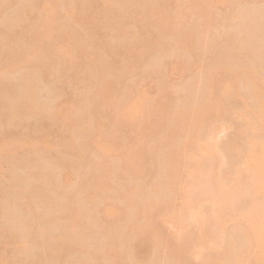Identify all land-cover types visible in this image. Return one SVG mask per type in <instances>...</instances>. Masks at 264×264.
Listing matches in <instances>:
<instances>
[{"label": "rangeland", "instance_id": "obj_1", "mask_svg": "<svg viewBox=\"0 0 264 264\" xmlns=\"http://www.w3.org/2000/svg\"><path fill=\"white\" fill-rule=\"evenodd\" d=\"M49 1L52 4L47 0H0V119L8 113V118L0 121V264H178L180 245L187 247L181 250L188 264H223L219 260L225 259L231 264H264L255 246H245L248 238L244 240L243 233L248 225H253L251 234L260 230L264 185H254L257 192L253 202L237 192L226 196L221 223L215 219L212 201L200 190L203 182L222 202L216 193L231 186L238 171L241 178L245 177L247 156L264 151V0H90L89 4L88 0H73L74 4L72 0ZM46 2L52 7L48 4L50 7L44 6L42 12ZM69 12L84 21H76ZM84 16H91L88 21L93 20L94 25ZM44 20L51 23L48 35L43 31V23H47ZM115 25L119 31L114 30ZM254 29L258 34L252 39ZM251 40L255 41L253 45ZM65 48L69 51L66 54ZM103 53L109 56L106 61L113 69L107 67L102 72L98 64L100 59L105 60ZM38 55L44 58L37 62L44 65L38 66L48 68L41 74L44 76L39 74L41 68L36 72L39 67L33 66V58L37 61ZM13 58L20 60L12 66L8 63ZM250 61H254L250 64L255 72L248 75ZM228 65L237 66L236 80L233 72L225 69ZM215 66L218 69L211 70ZM211 71L215 85L219 83L218 76L223 77L221 84L230 80L229 92H208L203 81ZM107 79L114 88L105 100L98 95L104 92ZM28 84L32 85L31 92L26 88ZM26 95L31 96L29 104L37 108L32 110L34 113L25 110L27 103L23 106ZM138 99L141 102L136 112H123ZM16 101H23L18 102L23 110H18ZM203 101L209 103L207 110L187 114L192 104L197 106ZM44 106L49 109L44 111ZM11 116L14 119L10 120ZM79 117L86 120L80 122ZM102 140L104 147L105 141L112 146L100 153L102 149L95 148L99 149L96 144ZM180 145L186 149L184 156L180 155L173 173L165 175L167 154ZM192 153H197L194 166L208 175L200 184L193 183L192 201L183 204L181 188L190 177L186 156ZM250 168L260 173L262 167L253 164ZM216 173L218 178L214 177ZM96 178L106 182L99 181L101 186L96 188ZM149 181L152 184L147 185ZM179 208L183 209L181 213ZM106 209L111 213L107 217ZM241 211H248L251 219L239 215ZM197 216L213 224L203 230L206 234L201 238L197 234L202 222L197 221ZM180 256L183 255H179V262H183L185 257Z\"/></svg>", "mask_w": 264, "mask_h": 264}, {"label": "bare ground", "instance_id": "obj_2", "mask_svg": "<svg viewBox=\"0 0 264 264\" xmlns=\"http://www.w3.org/2000/svg\"><path fill=\"white\" fill-rule=\"evenodd\" d=\"M93 1H95V0H93ZM146 1H147V0H146ZM149 1H150V0H149ZM47 2H50V3L52 4V2L49 1V0H47ZM47 2L44 3V5L42 6V8H43V9H42V12H43V10H44V6H46V5L49 6V5H50L49 3H48L49 5H48ZM70 2H73V0L70 1ZM87 2H88V4L91 3L90 0H88ZM87 2H86V4H87ZM92 3H94V2H92ZM68 4H69V3H68ZM73 4H74V2H73ZM86 4H84V6H85ZM70 5H71V3H70ZM75 5H76V4H75ZM81 5H82V4H81ZM96 5H99V4L97 3ZM96 5H95V6H96ZM50 6H51V5H50ZM50 6H49V7H50ZM67 6H68V5H67ZM72 6H73V5H72ZM72 6H71V8H72ZM88 6H89L88 9H89V8H90V5H88ZM91 6H93V5L91 4ZM49 7H48V9H46V7H45V10H49ZM51 7H52V6H51ZM77 7H78V5H77ZM80 7H81V6H80ZM86 7H87V6H86ZM86 7H85V8H86ZM68 8H69V7H68ZM101 8H102V7H101ZM75 9H76V6L74 7V11H75ZM81 9H82V8H81ZM105 9H106V8H105ZM50 10H51V8H50ZM66 10H67V8H66ZM78 10H79V9H78ZM98 10H99V9H98ZM102 10L104 11V9H102ZM52 11H53V10H52ZM69 11H71V10L69 9ZM72 11H73V10H72ZM79 11H80V10H79ZM81 11H82V10H81ZM81 11H80L79 13H81ZM83 11H85V10H84V7H83ZM26 12H27V11H26ZM49 12H50V11H49ZM67 12H68V10H67ZM97 12H98V11H97ZM100 12H101V11H100ZM46 13H47V11H46ZM73 13H76V11L73 12ZM86 13H87V12H86ZM101 13H102V12H101ZM105 13H106V12H105ZM68 14H71V13L69 12ZM97 14H98V13H97ZM107 14H108V13H107ZM107 14H105V17H107V16H106ZM110 14H111V11H110ZM112 14H113V13H112ZM77 15H78V13H77ZM81 15H82V14H81ZM91 15H92V14H91ZM113 15H115V14H113ZM71 16H72V18L76 19V21L79 20V19H81V22H82V20H83L82 17H79V16H78L79 18L77 19V16L74 17L72 14H71ZM86 16H89V14L86 15ZM86 16H84V19L86 18ZM93 16H94V15H93ZM117 16H118V14H117ZM108 17H109V16H108ZM110 17H111V16H110ZM113 17H114V16H113ZM96 18H97V17H96ZM47 19H48V18H47ZM74 19H73V22H74ZM86 19H87V21H88L89 17H87ZM86 19H85V20H86ZM90 19H92L91 16H90ZM90 19H89V20H90ZM93 19H94V18H93ZM103 19H104V18H103ZM109 19H112V17L109 18ZM97 20H99V19L97 18ZM112 20H113V19H112ZM45 21H47V23H43V24H44V30H43V31H44V33H45V31H46V35H48V32L50 31V29L48 30V32H47V29H48V27H49L48 24H49L50 22H48V20H44V22H45ZM50 21H51V20H50ZM76 21H75V22H76ZM83 21H84V20H83ZM87 21H85V22H87ZM91 21L93 22V20H91ZM91 21H88V22H91ZM100 21H102V20H100ZM79 22H80V21H79ZM92 22H91V23H92ZM107 22H108V21H107ZM109 22H111V20H109ZM254 22H255V21H254ZM50 24H51V23H50ZM84 24H86V23H84ZM97 24H98V23H97ZM110 24H111V23H110ZM115 24H116V23H115ZM253 24H254V23H253ZM255 24H258V22L255 23ZM93 25H94V22H93ZM103 25H104V24H102V26H103ZM250 25L252 26V24H250ZM66 26H67V25H66ZM70 26H71V25H70ZM90 26L92 27V25H90ZM99 26H100V25H99ZM104 26H105V25H104ZM115 26H116V25H115ZM119 26H120V25H119ZM248 26H249V25H248ZM259 26H260V24H259ZM64 27H65V26H64ZM87 27H88V23H87ZM87 27H86V28H87ZM96 27H98V26H96ZM121 27H123V26H121ZM62 28H63V26H62ZM89 28H90V27H89ZM116 28H117V26H116ZM259 28H260V27H259ZM63 29H64V28H63ZM73 29H74V28H73ZM91 29H92V28H91ZM99 29H100V28H99ZM119 29H120V28H119ZM119 29L117 28V29H114V30L119 31ZM124 29H125V28H124ZM255 29H257V28H255ZM255 29H254V30H255ZM67 30H68V29H67ZM69 30H70V29H69ZM74 30H75V29H74ZM74 30H73V32H74ZM94 30H95V27H94ZM96 30L99 31L98 28H97ZM121 30H122L121 33H124L123 29H121ZM252 30H253V29H252ZM43 31H42V33H43ZM70 31H72V30H70ZM128 31H129V30H128ZM255 31H256V32H255ZM255 31H253V32H254L253 34H252V32H251L252 36H251L250 38H252V39L254 38V39H255V36L257 37V34H258V33H257V30H255ZM60 32H61V31H60ZM62 32H64V31H62ZM62 32H61V33H62ZM66 32H67V31H66ZM75 32H76V31H75ZM86 32H89V31L87 30ZM94 32H95V31H94ZM94 32H91V33H94ZM125 32H126V31H125ZM129 32H130V31H129ZM126 33L128 34V32H126ZM255 33H257V34H255ZM117 34H118V33H116V35H117ZM127 34H126V35H127ZM254 34H255V35H254ZM39 35H40V34H39ZM72 35H73V34H72ZM128 35H129V34H128ZM133 35H134V34H133ZM253 35H254V36H253ZM75 36H76V35H75ZM75 36H74V37H75ZM129 36H132V35L130 34ZM137 36H138V35H137ZM49 37H50V36H49ZM68 37L70 38V37H72V36H68ZM123 37H124V36H123ZM134 37H136V36H134ZM185 37H186V38L189 37V33H187ZM9 38H10V37H9ZM130 38H131V37H130ZM136 38H137V37H136ZM136 38H135V39H136ZM70 39H71V38H70ZM131 39H134V38L132 37ZM135 39H134V40H135ZM138 39H139V38H138ZM138 39H137L136 41H138ZM140 40H141V39H140ZM245 40H246V39H244V41H245ZM231 41H232V39H231ZM231 41L229 40V42H231ZM244 41H243V44H242V45H244ZM248 41L250 42V39H249ZM251 41H252V40H251ZM68 42H69V41H68ZM72 42H73V40H72ZM76 42H77V41H75V43H76ZM146 42H147V41H146ZM254 42H255V41H254ZM254 42L252 41L250 44L253 45ZM75 43H74V44H75ZM136 43H137V42H136ZM140 43H142V42H139V44H140ZM159 43H160V42H159ZM68 44H69V43H68ZM70 44H71V43H70ZM81 44H83V43H81ZM144 44H145V42H144ZM156 44H157V43H156ZM248 44H249V43H248ZM250 44H249V45H250ZM72 45H73V44H72ZM84 45H85V44H84ZM145 45H147V44H145ZM149 45H150V44H149ZM242 45H241V47H242V49H243V46H242ZM251 45H250V46H251ZM254 45H255V44H254ZM48 46L50 47V45H48ZM67 46L70 47V45H67ZM108 46H109V45H108ZM128 46H129V45H128ZM138 46H139V45H138ZM142 46L144 47V45H142ZM244 46H245V45H244ZM255 46H257V48L259 47V50H258V51H261V50L264 51V46H263V45H262L263 48H261V50H260V46H258V45H255ZM58 47H59V46H58ZM76 47H77V46H76ZM79 47H82V45L79 46ZM145 47H146V46H145ZM148 47H149V46H148ZM148 47H147V48H148ZM59 48L61 49V47H59ZM63 48H64V47H63ZM63 48H62V49H63ZM67 48H68V47H67ZM67 48H65V49H67ZM106 48H107V47H106ZM109 48H110V46H109ZM129 48H130V47H129ZM132 48H134V47H132ZM132 48H131V49H132ZM135 48H136V47H135ZM245 48H246V47H245ZM245 48H244V49H245ZM252 48L254 49L253 46H252ZM79 49H80V48H79ZM79 49H78V50H79ZM137 49H138V48H137ZM139 49H140V47H139ZM141 49H143V48L141 47ZM144 49H145V48H144ZM244 49H243V50H244ZM246 49H247V48H246ZM63 50H64V49H63ZM63 50H62V51H63ZM69 50L71 51V47L69 48ZM60 51H61V50H60ZM80 51H81V49H80ZM137 51H138V50H137ZM250 51H251V48H250ZM252 51L254 52V50H252ZM255 51H257V50H255ZM44 52H45V51L41 52V54L43 55ZM67 52H69L68 49L66 50L65 53H64V51H63L62 53L66 54ZM118 52H119V51H118ZM121 52H124V51H121ZM70 53H71V55H72V52H70ZM73 53H74V52H73ZM104 53H105V52H104ZM104 53H103V55H105ZM125 53H126V52H125ZM140 53H141V51H140ZM260 53H261V52H260ZM41 54H40V55H41ZM107 54H108V53H107ZM118 54H119V53H118ZM256 54H257V53H256ZM261 54H262V53H261ZM73 55H74V54H73ZM73 55H72V57H73ZM138 55H139V53H138ZM65 56H66V55H65ZM69 56H70V55H68V57H69ZM258 56H259V54H258ZM41 57H42V56L39 57V55H38L37 61H36V58L34 57L35 59L33 58V60L35 61V63H34V61L32 60V64H31V65H33V63H34L33 66H35V64H36V65H37L36 68L39 67L38 65L42 66L43 63H42V64H38L39 61H40V63H41V61H43L42 59H44V58L40 59ZM101 57H102V56H101ZM103 57H105V60H104V59H102V60L100 59L101 62L99 61V64L96 63V64L99 65V68H100L99 70L102 71V72L105 71V69H106L107 67H109V65H110V64L106 61V58L109 57V56H108V55H107V56L105 55V56H103ZM139 57H140V56H139ZM259 57H260V56H259ZM98 58H100V57H98ZM261 58H264V53L262 54ZM11 59H12V58H11ZM11 59H9V60H10L9 63L7 62L8 60H7L6 62H7L9 65H12V66L15 65V64L20 60V58H18V59H17V58H16V59L13 58V60H11ZM107 59H108V58H107ZM111 59H112V58H110V62H111ZM108 60H109V59H108ZM30 61H31V60H30ZM30 61H29V62H30ZM37 62H38V63H37ZM97 62H98V61H97ZM251 62L253 63L254 61H250V62L248 63V65L251 66V64H252ZM7 63H6V64H7ZM111 63H113V62H111ZM250 63H251V64H250ZM6 64H4V65H6ZM8 64H7V65H8ZM115 64H117V63L115 62ZM7 65H6V66H7ZM43 65H44V64H43ZM98 65H97V66L95 65V67L98 68ZM112 65H113V64H112ZM221 65H222V64H221ZM33 66H31L30 69H35V67H33ZM218 66H219V65H218ZM218 66H217V67L215 66V68H211V70L216 69V68L218 69ZM229 66H230V65H228V67L225 66V69H226V70H227V69H228V70H231V72H233V73H232L233 78L236 80V79H237V77H236V76H237V71H236V67H237V66H230V67H229ZM250 66L248 67V69H246V70H247L246 72H247L248 75H250L251 73L255 72V69H253L254 65H253V67H252V66L250 67ZM255 66H256V65H255ZM7 67H8V66H7ZM32 67H33V68H32ZM46 67H47V66H46ZM46 67H45V68H46ZM110 67H111V69H113V66H110ZM110 67H109L108 69H110ZM234 67H235V68H234ZM246 67H247V66H246ZM40 68H41V72H42V73H41V72L39 73L40 75H41V74H45V73L48 71V70H47L48 68L45 69L44 67H39V69H36V72H37V70L39 71ZM116 68H117V67H116ZM116 68H115V69H116ZM165 68H166V67H165ZM254 68H255V67H254ZM108 69H106V70H108ZM94 70H95V69H94ZM116 70H117V69H116ZM169 70H170V69H169ZM209 70H210V69H209ZM33 71H34V70H33ZM214 71H215V70H214ZM216 71H217V70H216ZM216 71H215V72H216ZM96 72H97V70H96ZM30 73H31L32 77H33V75H35V74H32L33 72H30ZM97 73H98V72H97ZM105 73H106V72H105ZM108 73H109V72H107V75H108ZM37 74H38V73H37ZM103 74H104V73H103ZM27 75H28V74H27ZM218 75H219V71H218ZM222 75H223V74H222ZM35 76H36V75H35ZM41 76H44V75H41ZM41 76H40V77H41ZM104 76H105V78H106V75H104ZM104 76H103V77H104ZM221 77H222V76H221ZM221 77H220V78H219V76L217 77V79H219V80H218L219 83H217V84L215 85V84H214V80H215L216 78H215L214 72L211 71V72H209V74L206 75V77L204 78L203 83L206 84L205 87H207L209 93H211L213 89H214V90L216 89L217 91H219V93H227V92H229V90L231 89V87L229 88V86H230V84H231V83H230V80H228V79H227L226 81L224 80V81H225L224 84H221V83H222V80H223V77H222V78H221ZM248 77H249V79H251L250 76H248ZM99 78H100V77H99ZM26 79H27V76H26ZM32 79H33V78H32ZM32 79L29 78L28 80H32ZM205 79H206V80H205ZM28 80H27L26 82H28ZM99 80H100V79H99ZM35 81H36V80H35ZM104 81H105V80H103L102 83H104ZM24 82H25V81H24ZM31 82H32V81H31ZM98 82H99V81H97V83H98ZM28 83H30V81H29ZM102 83H101V84H102ZM26 84H27V83H26ZM26 84H25V85H26ZM31 84H32V83H31ZM35 84H36V83H35ZM99 84H100V83H99ZM101 84H100V85H101ZM204 84H203V85H204ZM23 85H24V84H23ZM32 85H33V84H32ZM32 85L28 84V87H29V86H32ZM102 85H103V84H102ZM116 85H117V84H116ZM116 85H114V86L116 87ZM26 86H27V85H26ZM26 86H25V87H26ZM98 86H99V85H98ZM23 87H24V86H23ZM28 87H26V88L29 89L30 92H31V90H32L31 87H29V88H28ZM34 87H35V85H34ZM101 87H102V86H101ZM101 87H100V88H101ZM103 87H104V89H102V90H104V92L107 91V92H106L107 94L104 93L102 90L99 89V90L102 91V93H104V94H103V97H102V93H100V95H98V96L101 97L102 99H105V98H104L105 95L110 96V95L108 94V91H109V93H111L110 90H111L112 87H113V83L110 82V80L107 79V80L105 81ZM103 87H102V88H103ZM113 88H114V87H113ZM105 89H106V91H105ZM112 90H113V89H112ZM214 90H213V91H214ZM92 92H93V91H92ZM94 92H95V89H94ZM26 93H28V91H27ZM32 93H33V92H32ZM113 93H114V92H113ZM22 95H23V94H22ZM30 95H31V94H30ZM95 95H97V93H95ZM31 96H32V95H31ZM31 96H30V97H31ZM21 97H22V96H21ZM24 97H25V96H24ZM30 97L26 95V97H25L26 100H24L25 98H19V99H17V100H20V99L24 100L25 103H24L23 106H25V104L27 103L26 107H24L26 111H27L28 109H31V111H32V110H33V111H34V110H37V108H36L35 106L29 104V103H31V101H32V100H30V99H31ZM28 98H29V99H28ZM86 98H87L86 100L91 99V98L88 99V97H86ZM94 99H96V98H94ZM106 99H107V98H106ZM106 99H105V100H106ZM14 100H15V99H14ZM27 100H28L29 102H28ZM105 100H102V101L105 102ZM20 101H21V100H20ZM20 101H18V102H20ZM89 101H90V100H89ZM94 101H95V100H94ZM16 102H17V101H16ZM18 102H17L18 106H17V105H14V104H12V105H13V106H17V107H18V110H20V108H19L20 105H19ZM22 102H23V101H22ZM22 102H20V103L22 104ZM87 102H88V101H87ZM140 102H141V101H140L139 99H138V100H135V101L133 100V102L131 103V105H130L129 108H126V109H124V110L122 109L123 112H124V111H127V110H129V109H130V111L132 110V113L136 112V111H137V108L139 107L138 105H139ZM203 102H204V103H203ZM203 102H200V105H197V106H195L194 104H192V105H191L192 108L189 107V108L191 109L189 112H187V111H188V109H187V111H186L187 114L190 113V114H192V115H193V114H194V115H196V114L198 115V114H201L202 112H204L205 110H207V108H209V103H207V102H205V101H203ZM11 103H15V102H11ZM33 103H34V101H33ZM35 103H36V102H35ZM92 103H93V102H92ZM96 103H97V101H96ZM193 103H194V102H193ZM195 103H196V102H195ZM7 104H8V103H7ZM55 104H56V103H55ZM5 105H6V104H5ZM10 105H11V104H10ZM10 105H9V106H10ZM38 105H39V104H38ZM97 105H98V104H97ZM97 105H96V106H97ZM193 105H194L195 107H194ZM46 106H47V105H46ZM46 106H44V107H46ZM48 106H50V105H48ZM53 106H54V105H53ZM57 106H59V105H57ZM57 106H56V107H57ZM96 106H94V109H96V108H95ZM163 106H164V105H163ZM163 106H162V108L165 107V106H164V107H163ZM6 107H7V110H8L9 107H8V106H6ZM17 107H16V108H17ZM27 107H28V108H27ZM56 107H53V108H55V109L57 110ZM98 107H99V106H98ZM98 107H97V108H98ZM134 107H136L135 110H134ZM12 108H13V107H12ZM14 108H15V107H14ZM14 108H13V109H14ZM50 108H51V107H50ZM210 108H211V107H210ZM13 109H12V110H13ZM45 109L48 110L49 108H48V107L44 108V111H45ZM51 109H52V108H51ZM87 109H88V108H87ZM5 110H6V109H5ZM16 110H17V109H16ZM16 110H15V113L17 112ZM21 110H23V109L21 108ZM21 110H20V111H21ZM90 110H91V109H89V112H90ZM20 111H18V112L20 113ZM33 111H32V113H34ZM41 111H42V110H41ZM50 111H52V110H49V112H50ZM58 111H59V109H58ZM58 111H57V112H58ZM165 111H166V110H165ZM165 111H164V112H165ZM4 112H5V111H4ZM11 112H12V111H11ZM27 112H28V111H27ZM54 112H56V111H53V113H54ZM84 112H85V110H84ZM87 112H88V111H87ZM89 112H88V113H89ZM19 113H18V114H19ZM21 113H22V112H21ZM21 113H20V114H21ZM39 113H40V112H39ZM50 113H51V112H50ZM93 113H94V110H93ZM0 114H1V113H0ZM7 114H8V113H7ZM7 114H4L5 117H7V116H6ZM9 114H10V110H9ZM12 114H13V112H12ZM18 114H17V115H18ZM36 114H38V113H36ZM44 114H45V113H44ZM55 114H56V113H55ZM85 114H86V113H85ZM89 114H90V113H89ZM177 114H178V113H177ZM177 114L175 113V115H177ZM4 115H3V116H4ZM27 115H29V113H28ZM40 115H41V114H40ZM40 115H39V116H40ZM42 115H43V113H42ZM46 115H47V114H46ZM83 115H84V114H83ZM8 116H10V115H8ZM51 116H53V118H54V114L51 115ZM51 116H50V118H48V119H51ZM5 117H4V119H5ZM71 117H72V116H71ZM87 117H88V116H87ZM7 118H8V117H7ZM42 118H44V117H42ZM55 118H56V117H55ZM69 118H70V117H69ZM175 118H176V117H175ZM1 119H2V117H1ZM1 119H0V121H3V122H4V119H2V120H1ZM12 119H14V116H13V118H12V116H11L10 120H12ZM45 119H46V118H45ZM74 119H75V118H74ZM83 119H84V118H83ZM83 119H82V120H83ZM90 119H92V118H90ZM94 119H95V116H94ZM6 120H7V119H6ZM6 120H5V123H6ZM10 120H9V121H10ZM54 120H55V119H54ZM79 120H80V122L82 121L80 117H79ZM79 120H78V121H79ZM85 120H86V119H85ZM85 120H83V121H85ZM88 120H89V119H88ZM88 120H87V121H88ZM97 120H98V119H97ZM263 120H264V118L262 119V123H263L262 125L264 126V122H263ZM13 121H14V120H13ZM13 121H12V122H13ZM69 121H70V120H69ZM72 121H73V120H72ZM75 121H76V120H75ZM83 121H82V122H83ZM12 122H10V123H12ZM92 122H93V121H92ZM95 122H96V121H95ZM1 123H2V122H1ZM5 123H3V124H5ZM93 123H94V122H93ZM96 123H97V122H96ZM96 123H95V124H96ZM8 124H9V123H8ZM73 124H74V123H73ZM73 124H72V122H71V125H73ZM81 124H83V123H81ZM81 124H80V125H81ZM90 124H91V121H90ZM74 125H75V124H74ZM85 125H86V123L84 124V126H85ZM92 125H93V124H92ZM92 125H90V126H92ZM96 125H97V124H96ZM76 126H77V125H76ZM81 126H82V125H81ZM87 126H88V125H87ZM175 126H177V125H175ZM78 127H79V126H78ZM98 127H99V126H98ZM100 127H101V126H100ZM82 128H83V127H82ZM84 128H85V127H84ZM155 128H156V127H155ZM80 129H81V128H80ZM152 129H153V128H151V130H152ZM72 130H73V129H72ZM81 130H82V129H81ZM154 130H155V129H154ZM82 132H83V131H82ZM85 132L87 133V131H85ZM85 132H84V133H85ZM144 134H145V133H144ZM44 135H45V134H44ZM45 136H46V135H45ZM45 136H44V137H45ZM72 136H73V135H72ZM82 137H83V136H82ZM86 137H87V136H86ZM40 138H41V137H39V139H40ZM71 138H74V137H71ZM13 139H14V138H13ZM87 139H88V138H87ZM8 140H9V139H8ZM42 140H43V139H42ZM67 140H68V139H67ZM67 140H66V141H67ZM100 140H101V139H100ZM103 140H105V138H104ZM103 140H102V143H101V141H100V142H98V143L96 144L97 147H98L99 149L95 148V149L98 150V151H99L100 149H102L100 153H102V151H104L106 148H109V147L111 148V146H112V145H109V144L105 141V143H106V145H107L108 147H107V146L104 147L105 144H103V143H104ZM37 141H38V139H37ZM40 141H41V140H40ZM9 142H10V141H9ZM14 142H15V141H14ZM29 142H30V141H29ZM29 142H28V143H29ZM32 142H33V141H32ZM43 142H44V145H45L46 142H45V141H43ZM69 142H70V141H69ZM69 142H67V143H69ZM41 143H42V141H41ZM94 143H95V142L92 143L93 145L91 144V145L93 146V148H94V145H95ZM25 144H26V143H25ZM33 144H34V143H33ZM33 144H32V145H33ZM35 144H38V143H35ZM39 144H40V143H39ZM39 144H38V147L41 145V144H40V145H39ZM42 144H43V143H42ZM89 144H90V142L88 143L87 146H90ZM7 145H8V144H7ZM66 145H67V144H66ZM70 145H71V144H70ZM252 145H253V143H252ZM41 146H43V145H41ZM92 146H91L90 149H93ZM254 146H255V145H254ZM32 147H34V146H32ZM36 147H37V145H36ZM38 147H37V148H38ZM45 147H46V145H45ZM66 147H68V146H66ZM71 147H72V145H71ZM205 147H206V146H205ZM34 148H35V147H34ZM63 148H65V147H63ZM76 148H77V147H76ZM175 148H176V149L174 150V152L171 151V152H169V153L167 154V155H168L167 158H169V164H168L167 159L164 161V162L167 161V164H168L167 171H168V173L166 172V170L164 171V170H162V168H161V170L164 171V174H165V175H166V174H172V173H173L175 167H177V165H178V161L180 160V155L183 154V156H184V153H185V151H186V149L184 148V145H180L178 148H177V147H175ZM69 149H70V148H69ZM88 149H89V148H88ZM103 149H104V150H103ZM173 149H174V148H173ZM35 150H36V149H35ZM41 150H42V149H41ZM71 150H72V148H71ZM197 150H198V148H197ZM197 150H195V151H197ZM199 150H200V152L198 151V153H201V151H204L205 149L203 148V150H201V149H199ZM38 151H39V150H38ZM73 151H74V148H73ZM93 151H94V149H93ZM93 151H92V152H93ZM32 152L35 153V151H32ZM32 152H31V153H32ZM75 152H76V151H75ZM172 152H173L174 154H173ZM34 153H33V154H34ZM76 153H78V152H76ZM94 153H96V151H95ZM97 153H98V152H97ZM97 153H96V154H97ZM33 154H32V155H33ZM172 154H173V156L170 158V156H171ZM196 154H197V153H195L194 155H196ZM169 155H170V156H169ZM194 155H193V153H192L191 155L186 156V158H187V159H186V161H187V162H186V165H187V167H188V173H189V176H190V177H189V181L187 180L188 182L186 181V183L182 185L183 187L180 186V187H182V188H181V197L183 198V201H184L183 204H186V202L190 204V202L192 201V198H193V183H194V184H197V185L200 184L199 181H201V180L204 181V179H205L206 176L208 175V174H206L205 172L203 173V172L198 171V168H196V166H194V165H195L194 163L196 162V159H197V157H196V159L194 158ZM30 156H31V155H30ZM33 156H34V155H33ZM33 156H32V157H33ZM34 157H35V156H34ZM30 159H31V158H30ZM30 159H29V161H30ZM33 160H34V159H33ZM193 161H194V163H193ZM32 162H33V161H32ZM35 162H37V161L35 160L34 163H35ZM63 164H64V163H63ZM67 164H68V163H67ZM71 164H72V163H71ZM71 164H70V165H71ZM104 164H106V163H103V164L100 163V165H104ZM162 164H163V163H162ZM164 164H165V163H164ZM164 164H163V166L165 167ZM253 164H254V165H255V164H258V165H260V166L262 167L260 173H256L255 171H253V170L250 168V165H253ZM70 165H69V166H70ZM69 166H67V167H69ZM105 166H106V165H105ZM105 166H104V167H105ZM159 166H161V165H159ZM163 166H162V167H163ZM100 167H101V166H100ZM102 167H103V166H102ZM104 167H103V168H104ZM133 167H134V165H133ZM135 167H136V166H135ZM218 167H219V166H218ZM139 168H142V167H139ZM158 168H159V167H158ZM119 169H120V167H119ZM243 169H244L245 172H247V174L245 175L244 178H241V177H240V171H238V172L236 173V177H235V179H234V181H233V184H232L231 186H227L226 188H224V189H223V190H224L223 192H221V193H216V194L221 195L219 198H221L222 202L218 201V200L214 197V193H215V192H213V191H211V190H208V189L205 187V183L201 182V184H202V188H201L200 190L203 191V196H204L205 198H209V200L212 201V203H213V208H214V210H216L215 212L217 213V216H216L215 219H216V221H217L218 223H221V220H222V218H223V216H224V214H225V210H226V208H225L224 206H225V201L227 202V199L225 198L226 196H228V195L230 196V195L233 194L234 192H237V195H238V196H240V195H241V196H245V197H243L244 200H245V198H247L248 200H249V198H250V199H251V202L254 201V200H253V199H254V195H255V193L257 192L256 189H255V186H254V185H255V184H261V185H264V151H263L262 153H261V152L256 153V154L253 155V156H250V155L247 156V157H246V162H245V167H244ZM136 171H137V169H136ZM140 171H141V169H140ZM140 171H139V173H140ZM142 171H143V168H142ZM89 172H90V171H89ZM89 172H88V173H89ZM143 172H145L146 175H149V174L146 173V172H147L146 170L143 171ZM150 172L152 173L153 171H150ZM90 173H91V172H90ZM132 173H133V172H132ZM141 173H142V172H141ZM141 173H140V176L143 175V173H142V174H141ZM148 173H149V170H148ZM64 175H65V174H64ZM150 175H151V174H150ZM60 176H61V175H60ZM93 176H94V175H93ZM95 176H96V175H95ZM99 176H100V175H99ZM105 176H106V175H105ZM57 177H59V175H58ZM63 177H64V176H63ZM65 177H66V176H65ZM101 177H102V176H101ZM168 177H169V176H168ZM214 177H215V178H218L217 173L215 174ZM67 178H68V177H67ZM85 178H86V177H85ZM88 178H89V176H88ZM90 178H91V176H90ZM94 178H95V177H94ZM102 178H103V177H102ZM59 179H60V178H59ZM99 179H101V178H96L95 180L93 179V180H94V183L97 184L96 186H94V183H93V186L96 187V188H100V186H101V184H100L99 181H101V182L104 181V180L102 181V180H99ZM103 179H104V178H103ZM86 180H88V179H86ZM89 180H90V179H89ZM89 180H88V182H90ZM142 180H143V179H142ZM145 180H146V179H145ZM64 181H65V180H64ZM84 181H85V179H84ZM150 181L152 182V179H151ZM150 181L147 183V185H148L149 183H151ZM104 182H106V181H104ZM104 182H103V183H104ZM142 182H143V181H142ZM217 182H218L217 180L214 181V183H217ZM66 183H67V182H66ZM81 183H82V182H81ZM81 183H80V184H81ZM103 183H102V185H104ZM144 183H145V181H144ZM210 183H211V182H210ZM210 183H208L207 186L210 185ZM98 184H100V186H99ZM105 184H106V183H105ZM151 184H152V183H151ZM80 186H81V185H80ZM84 186H85V185H84ZM89 186H90V184H88V187H89ZM97 186H98V187H97ZM140 186H141V184H140ZM142 186H143V187H142ZM142 186H141L142 188H146V187L143 185V183H142ZM149 186H150V185H149ZM78 187H79V186H78ZM137 187H138V186H137ZM138 188H139V187H138ZM80 189H81V188H80ZM150 189H151V188H149V190H150ZM116 190L118 191V189H116ZM135 190H137V189L135 188ZM140 190H142V189H140ZM149 190H148V191H149ZM41 191H43V190H41ZM41 191H40V193H42ZM137 191H138V190H137ZM142 191H143V190H142ZM148 191H147V193H148ZM119 192H120V191H119ZM43 193H44V192H43ZM137 193H138V192H137ZM140 193H141L140 195L142 196V192H140ZM144 193H146V192H144ZM147 193H146V194H147ZM116 194H117V193H116ZM119 194H120V193H119ZM138 194H139V193H138ZM138 194H137V195H138ZM243 194H244V195H243ZM245 194H247V195H245ZM27 195H28V194H27ZM117 195H118V194H117ZM137 195H136V196H137ZM143 195H144V194H143ZM22 196H25V195L22 194ZM145 196H149V195H145ZM145 196H143V197H145ZM247 196H248L249 198H248ZM20 197H21V195H20ZM134 197H135V196H134ZM149 197H150V196H149ZM24 198H27V197H24ZM43 198H44V197H43ZM47 198H48V197H47ZM150 198H151V197H150ZM131 199H132V198H131ZM134 199H136V198H134ZM138 199H139V198H137L136 200H138ZM146 199H147V198H146ZM157 199H158V198H157ZM225 199H226V200H225ZM13 200H14V199H13ZM24 200H25V199H24ZM27 200H28V199H27ZM44 200H45V199H44ZM128 200H130V199H128ZM136 200H135V201H136ZM141 200L143 201V199H141ZM144 200H145V199H144ZM153 200H154V199H153ZM223 200H225V201H223ZM263 200H264V199H263ZM126 201H127V200H126ZM132 201H134V200H132ZM128 202H130V201H128ZM154 202H155V201H154ZM219 202H220V203H219ZM27 203H28V202H27ZM246 203H247V202H246ZM248 203H249V202H248ZM262 203H263V201H262ZM28 204H29V203H28ZM130 204H132V202H131ZM158 204H159V202H158ZM244 204H245V203H244ZM29 205H30V204H29ZM124 205H125V203H124ZM128 205H129V204H128ZM134 205H135V203H134ZM26 206H27V205H26ZM26 206H25V207H26ZM125 206H127V205H125ZM125 206H124V208H125ZM153 206H154V205H153ZM262 206H263V204H262ZM127 207H128V206H127ZM130 207H131V205H130ZM146 207H147V206H146ZM221 207H224L225 209H222ZM131 208H132V207H131ZM135 208H136V207H135ZM180 208H182V206H181ZM180 208H179V211L181 210ZM262 208H263V209H262ZM127 209H128V208H127ZM133 209H134V206H133ZM136 209H137V208H136ZM261 209H262V212H263V214H262V215H263V216H262L263 218H261V222H260V224H259L260 230H258L257 232L251 234L249 230L253 227V225H248V226H247V229H248V230H247V231L245 230L246 232H245L244 230H242V232L244 231L243 233L246 235V237H244V240H246V238H248V241L246 240V243H247V244H246L245 246H246V247H247L248 245H249L248 247L255 246L256 249H257V251H258V253H259L260 258H264V206L261 207ZM106 210H107V211H106ZM106 210H104V211L107 212L106 215H105L104 211H103V213H104V216L107 217V216L110 215L111 213H110V210H109V209H106ZM108 210H109V213H108ZM182 210H183V209H182ZM182 210L180 211V213L182 212ZM128 211H129V210H128ZM131 211H132V210H131ZM135 211H136V210H135ZM146 211H147V210H146ZM111 212H112V211H111ZM241 212H242V213L239 214V215H243L246 219H249V220L251 219V215H250V213H249L248 211H247V212H246V211H245V212H244V211H241ZM243 212H244V213H243ZM144 213H145V212H144ZM174 213H175V212H174ZM178 213H179V212H178ZM180 213H179V216H181ZM107 214H108V215H107ZM134 214H135V213H134ZM136 214H137V213H136ZM147 214H148V213H147ZM169 215H171V214H169ZM16 216H17V214H16ZM137 216H138V215H137ZM176 216H177V215H176ZM243 216H242V217H243ZM139 217H140V216H139ZM148 217H149V216H148ZM150 217H151V216H150ZM150 217H149V218H150ZM152 217H153V216H152ZM167 217H168V216H167ZM167 217L164 216V218H167ZM15 218H16V217H15ZM164 218L162 217V219L165 221ZM172 218H173V217H172ZM18 219L20 220V218H18ZM22 219H23V218H22ZM105 219H106V218H105ZM135 219H136V218H135ZM137 219H139V218H137ZM162 219H161V220H162ZM170 219H171V218H170ZM176 219H178V218H176ZM180 219H181V218H180ZM180 219H179V221H180ZM13 220H14V219H13ZM16 220H17V219H16ZM23 220H24V219H23ZM143 220H144V219H143ZM147 220H148V219H145L146 222H147ZM163 220H162V221H163ZM167 220H169V219H167ZM137 221H138V220H137ZM150 221H151V219H150ZM150 221H149V222H150ZM181 221L184 222L183 219H181ZM181 221H180V222H181ZM197 221H198V222H202L203 220L200 219V218L197 216ZM131 222H132V221H131ZM133 222H134V221H133ZM135 222H136V220H135ZM165 222H166V221H165ZM16 223H17V222H16ZM24 223H25V222H24ZM24 223H23V224H24ZM206 223H207V224H206ZM25 224H26V223H25ZM129 224H131V223H128V226H130ZM135 224H137V223H135ZM178 224H179V223H178ZM181 224H182V223H181ZM184 224H185V223H184ZM131 225H132V224H131ZM182 225H183V224H182ZM212 225H213V224H211L210 222H205V223L202 222V223H201V227H200V229H199V234H197L198 237L201 238L200 235L202 236L203 234H206V231H203V230H204V229H208V230H209L210 227H211ZM215 225H216V224H215ZM23 226L25 227V225H22V226H21V229L24 228ZM72 226H73V225H72ZM146 227H147V225H146ZM130 228H131V226H130ZM132 229H134V228H132ZM132 229H131V230H132ZM123 230H124V228H123ZM128 230H129V229H128ZM155 230H156V229H155ZM136 231H138V230H136ZM122 233H123V232H122ZM197 233H198V232H197ZM106 234L108 235V233H106ZM128 234H130V233H128ZM244 234H241V235L244 236ZM71 236H72V235H71ZM108 236H110V235H108ZM123 236H124V235H122L121 237L123 238ZM130 236H131L130 238H133L132 236H134V234L132 233ZM198 237H197V239H198ZM68 238H69V236L66 238V240H67ZM111 238H112V237H111ZM127 238H128V235H127ZM236 238H237V237H235V239H236ZM45 239H46V238H45ZM45 239H43V240H45ZM123 239H124V238H123ZM238 239H239V238H238ZM242 239H243V238H242ZM128 241H129V240H128ZM130 241H131V240H130ZM231 241H233L232 238H231ZM237 241H238V240H237ZM42 242H43V241H42ZM232 243H233V242H232ZM243 244H244V243H243ZM234 245H235V244H234ZM51 246H52V244H51ZM57 246H60V244L57 245ZM183 246H184V245H183ZM183 246H182V247H183ZM106 247H107V245H106ZM248 247H247V248H248ZM49 248H52V247H50V245H49ZM53 248L56 249V247H53ZM101 248H102V247H101ZM103 248H104V247H103ZM108 248H109V247H108ZM179 248H180L179 250L181 251V253H179V255L182 254V255L184 256V254L182 253V251H184V250H181V249L184 248V249L186 250L187 247H186V248H185V247L181 248V245H180ZM244 248H245V247H244ZM68 249H69V247H68ZM245 249H246V248H245ZM62 250H64V249H62ZM62 250H61V251H62ZM106 250H107V248H106ZM55 251H56V250H55ZM59 251H60V250H59ZM66 251H67V248L65 247V252H66ZM68 251H69V250H68ZM104 251H105V250H103V252H104ZM108 251H109V250H108ZM135 251H136V250H135ZM180 251H179V252H180ZM53 252H54V251H53ZM57 252H58V251H57ZM57 252H56V254H57ZM105 252H106V251H105ZM105 252H104V253H105ZM61 253L64 254L63 251H62ZM106 253H108V252H106ZM175 253H176V252H175ZM184 253H185V252H184ZM59 255L62 256V254H60V252L58 253V256H59ZM179 255H178V257H176V258H178V261H177L178 264H181V263L183 264V263H185V262H189V261H186V258H187L186 256H184L185 259H184L183 256H182V257L180 256L181 258L184 259L183 262L180 261V262H181V263H180V262H179ZM63 256H64V255H63ZM59 257H60V256H59ZM181 258H180V259H181ZM57 261L60 262V260H57ZM219 261H222V262H219V263H223V264H224V261H225L226 264H227V263H230V262H226V259H225V260H219ZM2 262H3V261H2ZM4 262H5V261H4ZM140 263H141V262H139L138 264H140ZM172 264H174V263H172ZM175 264H176V261H175ZM185 264H188V263H185ZM205 264H206V263H205ZM207 264H209V263H207ZM217 264H218V263H217ZM230 264H231V263H230Z\"/></svg>", "mask_w": 264, "mask_h": 264}]
</instances>
